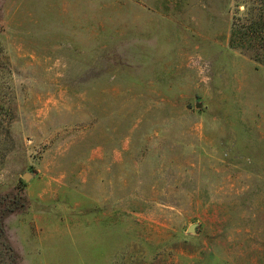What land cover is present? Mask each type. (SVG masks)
Segmentation results:
<instances>
[{
  "label": "rangeland",
  "instance_id": "obj_1",
  "mask_svg": "<svg viewBox=\"0 0 264 264\" xmlns=\"http://www.w3.org/2000/svg\"><path fill=\"white\" fill-rule=\"evenodd\" d=\"M235 10L0 0V264H264V66Z\"/></svg>",
  "mask_w": 264,
  "mask_h": 264
},
{
  "label": "trees",
  "instance_id": "obj_2",
  "mask_svg": "<svg viewBox=\"0 0 264 264\" xmlns=\"http://www.w3.org/2000/svg\"><path fill=\"white\" fill-rule=\"evenodd\" d=\"M228 45L264 66V0H234Z\"/></svg>",
  "mask_w": 264,
  "mask_h": 264
},
{
  "label": "water",
  "instance_id": "obj_3",
  "mask_svg": "<svg viewBox=\"0 0 264 264\" xmlns=\"http://www.w3.org/2000/svg\"><path fill=\"white\" fill-rule=\"evenodd\" d=\"M196 107H200V103H197V104H196ZM27 176H28V174H25V178H27ZM194 226H195V224H191V225L187 228V231H188V232H195Z\"/></svg>",
  "mask_w": 264,
  "mask_h": 264
}]
</instances>
